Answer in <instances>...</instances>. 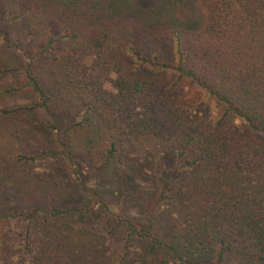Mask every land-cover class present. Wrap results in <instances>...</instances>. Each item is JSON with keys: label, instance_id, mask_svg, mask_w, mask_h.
<instances>
[{"label": "trees", "instance_id": "trees-1", "mask_svg": "<svg viewBox=\"0 0 264 264\" xmlns=\"http://www.w3.org/2000/svg\"><path fill=\"white\" fill-rule=\"evenodd\" d=\"M0 26V264H264V0H0Z\"/></svg>", "mask_w": 264, "mask_h": 264}, {"label": "rangeland", "instance_id": "rangeland-1", "mask_svg": "<svg viewBox=\"0 0 264 264\" xmlns=\"http://www.w3.org/2000/svg\"><path fill=\"white\" fill-rule=\"evenodd\" d=\"M0 28H1V30H3V28H5V27L2 28V26H0ZM19 29L21 30L20 26H15V25L13 26V28H10V35L12 37V40L13 39H17V38H15L16 35H18V33H21ZM3 40H4L3 36H0V43L1 44L5 43V42H3ZM22 44H25V46H27V47H25L26 53H28L31 49L35 50L36 46H37V43H35L33 46H31V49H29L27 41H25L24 39L22 40ZM6 54H8V56H9V53H6ZM18 59L21 60L20 58H18ZM15 62H18V60H15ZM13 80H14L13 83H14L15 86H17V84H19V86H21V83L23 82V80L21 79L20 75L17 76V77H14ZM182 85H185V91L188 93V95L190 97H200V98H202V100H204L205 103L209 104V106L213 110V113L214 114L216 113V108H215L214 101L210 97L206 96V94L203 91L196 90L194 87H189V85L187 83H183ZM34 98H35V96H33V94L31 92H25V90H24V91L17 92V94L15 96V99L11 98V99H8V101H5V102H6V104L10 105V104H12L14 102V100H16V101L19 100V102H21V103L25 102V103L31 104L35 100ZM41 163H42V161H37V164L39 166H40ZM143 189L146 190L147 188H145V186H144ZM134 208L135 207L131 208V212H133ZM113 210H117V209H113ZM134 214H138V211L134 212ZM24 224L25 223L17 222V223L11 224L10 227L13 228V226H14L15 231L18 232L20 230L21 231L24 230ZM115 246H118V245L114 244L113 248H115Z\"/></svg>", "mask_w": 264, "mask_h": 264}]
</instances>
